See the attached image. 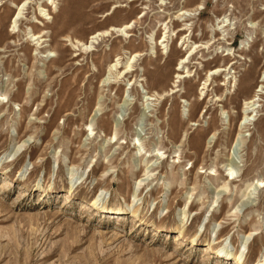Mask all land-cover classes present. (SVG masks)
Instances as JSON below:
<instances>
[{"label":"rangeland","instance_id":"374dc122","mask_svg":"<svg viewBox=\"0 0 264 264\" xmlns=\"http://www.w3.org/2000/svg\"><path fill=\"white\" fill-rule=\"evenodd\" d=\"M25 1L0 0V264L264 260V0Z\"/></svg>","mask_w":264,"mask_h":264},{"label":"bare ground","instance_id":"6f19581e","mask_svg":"<svg viewBox=\"0 0 264 264\" xmlns=\"http://www.w3.org/2000/svg\"><path fill=\"white\" fill-rule=\"evenodd\" d=\"M28 2L29 1H32V0H27ZM27 1H25V2H23V4L21 5V6H18V8H16L17 9V19H19L20 18V15L22 14L21 12L26 8V7H28L29 6V4H28V2ZM35 1V0H34ZM49 4H47V7H49L50 9H52V7H53V4H54V2L51 0V1H49L48 2ZM28 5V6H27ZM1 6V5H0ZM198 10H202V8H198ZM40 12L38 13L39 14V17L44 21V22H46V21H49V20H51L52 18L50 17V11H49V9L47 10V11H44L43 9L42 10H39ZM47 13V14H46ZM22 16V15H21ZM181 17H183V16H185V14L184 13H182L181 15H180ZM15 18V19H16ZM20 20L21 21H26V19H22V18H20ZM14 21V20H13ZM12 23H15V21L14 22H12ZM36 24H38V25H40V26H42V27H44V24L43 23H41V24H39L38 22L36 23ZM132 25V24H131ZM131 25L130 24H128V25H125V26H122L121 28H114V29H112L111 31L112 32H116V33H122V35L124 34V33H126L127 31H129V30H131L132 29V27H131ZM15 26V25H14ZM13 26V27H14ZM15 28V27H14ZM29 34V33H28ZM102 35L100 34V33H97V34H94V35H92L90 38H89V40L86 42V43H81V42H78V43H76V47H74L73 49L75 50V51H81V52H87V51H89V52H91V51H93L91 48L92 47H94L95 45H97V43H98V41H99V38L101 37ZM28 38V37H27ZM43 38V36H38V35H35V34H33L32 35V37H31V39H32V41L31 42H34V41H37V43H36V45H38V43L40 44V42H42L41 41V39ZM43 42H45V41H43ZM77 42V41H76ZM161 42V44H163V43H165V40H162V41H160ZM41 45V44H40ZM192 51V50H191ZM191 53V52H190ZM52 55H49V57H51ZM138 55H136L135 57H137ZM191 56V55H190ZM46 57V56H45ZM53 57V56H52ZM134 58H132V60H133ZM129 63V62H128ZM187 62H186V58L185 59H182V61H181V65H185ZM121 67V66H120ZM117 69H118V61H116V63H114V64H112V65H110L109 67H108V69H107V71H106V74H105V77H104V79L102 80V83H103V85H105V86H111V85H117V84H121L127 77H128V75H130V74H132L133 72H134V69H133V66H130L129 64H128V66L125 68V69H123V70H120V71H117ZM178 69H179V67H178ZM183 69V68H182ZM218 73V71H215V72H213V73H211L212 75H216ZM183 78H186V77H183ZM177 79H182V78H180V76H178L177 77ZM122 81V82H121ZM135 85H136V82H133V83H131L130 82V86H131V88H130V90H133L134 89V87H135ZM126 90H128V85L126 86ZM172 93L174 94L175 93V91H172ZM149 93H147V95H148ZM150 97H152V96H150ZM148 100V99H147ZM257 108H256V99L255 98H252V100H250V101H246L244 104H243V108H242V114H243V118H242V121H241V123H240V127H239V135H238V138L239 137H241L240 136V134H241V132H242V130L243 129H245L247 126H249V124H251L250 122H252L253 120H252V113L256 110ZM96 115V114H95ZM238 143V142H237ZM18 150V149H17ZM16 153H17V151H15V154H14V156L16 155ZM233 157V156H232ZM14 161V158L12 159V160H9L8 162H3L2 160H0V167L3 165V164H5V163H11V162H13ZM20 176H22V173H21V175ZM228 177H231V181H233L235 178L233 177V173H230L229 175H227V178ZM260 187H264L263 186V183H259V182H256V183H254V182H252V183H250L249 185H248V188H253V190H256V189H258V188H260ZM97 205H98V199H96L93 203H92V206H93V208H96L97 207ZM101 212L102 213H107L108 212V210L104 207V208H102L101 209ZM115 214H118V215H123L121 212H115ZM178 236H179V238L180 239H182L183 238V233L180 231V232H178V234H177ZM195 240L194 239H192V242H194ZM246 251V250H245ZM245 251L244 252H239V254H237L236 256H233V254L232 253H230V252H225L224 251V249H218V250H216L214 253L216 254V255H221V256H223V257H225V259H227V260H229V259H231V260H233L236 264H244V260H245ZM256 264H264V260H261V261H259V262H257Z\"/></svg>","mask_w":264,"mask_h":264}]
</instances>
